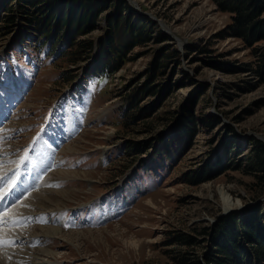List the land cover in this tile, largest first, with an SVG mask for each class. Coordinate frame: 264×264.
Returning <instances> with one entry per match:
<instances>
[{
	"label": "rangeland",
	"instance_id": "1",
	"mask_svg": "<svg viewBox=\"0 0 264 264\" xmlns=\"http://www.w3.org/2000/svg\"><path fill=\"white\" fill-rule=\"evenodd\" d=\"M87 1L92 4L95 0ZM120 1L105 3L94 28L76 38L92 44L104 40L117 46V42L127 40L128 29L136 26L138 16L148 20L140 30L146 40L132 46L121 65L107 77L98 83L91 80L87 87L80 85L73 93H61L69 84L67 78L73 77L69 79L73 82L81 72L78 68L91 66L95 55L92 52L86 59L84 54L71 64L63 54L50 65H41L37 77L15 100H11L8 86L0 87V103L15 111L5 124L3 134L7 137L0 142L1 159H13L50 110L63 111L68 125L57 158L46 168L48 184L32 193L43 198L51 192L38 205L47 204L51 210L83 205L105 191L103 195L109 197L105 200L107 210L112 206L111 218L104 223L86 215L94 226L76 224L62 231L28 225L29 234L52 235L59 240L42 243L37 239L39 243L34 245L29 242L30 247L47 248L25 251L19 255L24 261L47 256L50 258L41 262L178 264L179 251H189L205 264V255L212 251L211 234L218 223L216 235L221 241L233 217L236 224L243 222L249 217L246 213L260 203L258 213L264 225V191L245 170L246 161L241 158L247 155L253 138L264 143V72L253 71L258 65L264 68V38L247 43L231 35L230 13L218 8L215 0H123L126 6L117 19ZM52 2L43 10L59 12L61 2ZM15 3L9 2L11 12L20 20L14 30L0 35V72L18 66L19 72L29 70L31 74L23 61L8 58L13 49L9 43L28 25L23 23ZM66 3L67 10L75 8L76 2ZM260 18L264 19V9ZM110 19L118 21L115 27L109 26ZM0 26H4L2 18ZM70 49L71 45L66 52ZM169 50H175L177 56H167ZM2 52L8 57H2ZM160 61L162 66L154 71ZM151 88L153 92H147ZM132 98L137 102L132 103ZM182 111L190 113V120ZM51 119L45 123L48 127L54 124ZM187 125L193 127L188 144L172 160L162 159L170 128L175 126L182 134ZM157 142L161 144L156 146ZM135 146L139 147L138 155ZM168 147L174 149L170 143ZM217 158L225 164L230 159L234 165L240 162L237 169L216 174L209 171L198 179L200 171ZM224 197H229L228 202L234 206L230 211L224 210ZM124 202L127 206H122ZM27 203L35 205L37 199L29 198ZM92 209L91 204L83 211L92 216ZM178 235L189 236L191 244H178ZM22 244L18 240L12 246ZM5 261L15 264L7 258Z\"/></svg>",
	"mask_w": 264,
	"mask_h": 264
},
{
	"label": "trees",
	"instance_id": "2",
	"mask_svg": "<svg viewBox=\"0 0 264 264\" xmlns=\"http://www.w3.org/2000/svg\"><path fill=\"white\" fill-rule=\"evenodd\" d=\"M8 1L10 2L11 0H0V18H2L4 22V26H0L1 36L14 30L15 24L20 20L17 15H13L11 12L12 8ZM14 1L16 2L14 5L20 12L19 15L25 20L22 22L28 25H22L23 28H21L19 33L13 38L11 42L12 48H14L13 50H18L20 54H22L24 49L29 48H36L38 51H46L47 57H52L49 65L63 54L68 55V62L72 64L81 60L84 54H86L85 57L87 59V56L91 55L93 52L95 54L91 63L93 72L104 77L121 65L124 55H126L132 46L142 43V41H145L147 38L142 35L143 33L140 30L144 29V25L148 24V20L144 16H138L136 26H133L130 30L128 29L129 33L126 37L127 40L124 41L123 39L117 42V46L109 43V41L105 42L104 40L100 41L98 44L97 42L92 44L91 41L84 39L76 40L78 35L86 33L94 28L98 15L102 12L105 3L109 0H89L92 4L87 0H72V2H76V5H73L75 8L71 7L68 10L64 7V4L68 0H58L61 2L60 7L58 6L59 12L55 11V9L53 11L43 10L44 6L46 7V5H49L50 0ZM58 1L53 0L54 4ZM120 2L122 3L119 4L115 12L117 19L120 18L122 11L124 12V6H126L125 1L122 0ZM215 2L218 8L230 13L232 22L228 26V29L231 35L240 37L247 43L264 38V19L260 18L264 9V0H215ZM141 20H143V23L140 22ZM103 21V28L106 30V19L103 18ZM117 22H113V20L110 19L109 26L111 27L114 25L115 27ZM139 23L141 25H139ZM65 30L66 33H64ZM162 37L163 39L167 38L164 34ZM60 43L65 44L63 50ZM70 45L73 49L66 52V49ZM54 53L56 54L54 55ZM170 54L177 56L175 50H169V55L167 56H170ZM161 63L162 61L156 64L154 71L156 68L158 69L162 66ZM87 70L89 69L87 68ZM253 71L261 73L264 72V68L258 65ZM70 78L71 77L67 78V83L70 81ZM71 79H73V77ZM147 92L152 93V88ZM140 93L139 91L138 95ZM131 102L136 103L137 98H132ZM183 113L185 116V112ZM131 115L132 113L128 115V118H131ZM187 116L190 120L189 116L191 117V115L189 112H187L185 116L186 119ZM210 120L212 122L214 121L212 118H210ZM170 129V137L168 136L166 144L164 145L165 153L160 154L163 159H172L175 155H178L177 152L181 150L184 145L188 144L191 139L193 127L187 125V129H185L182 134H180V131H177L179 128L175 126H172ZM168 143L174 145V149L171 147L169 148ZM224 143L226 144V140H224ZM250 143L251 146L247 149V155L241 158L246 161L245 170L253 174L258 181V185H260L261 192H263L264 143L256 141L254 138ZM159 144L161 143L157 142L156 146ZM133 150H138L135 152L137 155L140 153L139 147L137 146L133 147ZM171 151H174V155L171 154ZM217 160L219 159L213 160L214 163L212 165H206L207 168L204 171H202L203 169L200 171L201 174L198 176V179L210 172L216 174L220 170L223 171L230 168L237 169L240 162L234 165L235 161L231 159L228 160L226 164L220 163V161ZM262 201H264V199ZM259 204L260 203L256 205L259 206ZM258 206H253L254 209L246 213L252 219L246 217L243 222L241 221L239 224H236L237 218L233 217L230 220L229 228L227 227V229H224L226 234H222L225 236L224 239L222 238L223 241H220L219 235H216V233L218 234L219 229L217 227L219 223L216 227L214 226L213 233L211 234L212 251L210 250V252L205 255V264H264V225L262 226L260 224L262 214L258 213ZM175 239L178 244H191L192 242L191 238L186 235H178ZM190 253L189 251H179V256L177 258L178 264H200Z\"/></svg>",
	"mask_w": 264,
	"mask_h": 264
},
{
	"label": "bare ground",
	"instance_id": "3",
	"mask_svg": "<svg viewBox=\"0 0 264 264\" xmlns=\"http://www.w3.org/2000/svg\"><path fill=\"white\" fill-rule=\"evenodd\" d=\"M132 4H134L132 2ZM1 173V172H0ZM48 176L45 179V182L43 183V185H41L39 188H37L36 190H32L27 196L31 199H37V203L35 205H28L27 201L28 199L27 196L22 200L21 204L17 206V208L13 209V213L14 214H25L28 216H34V215H38V214H48L50 212H54L56 210L61 209L60 208H54V209H50V206L46 204V207H41L38 204H43V200L45 197H47L51 192H46L45 196L43 198H39L38 195H32V193L39 191V190H44V186L45 184H48ZM230 200L229 197H224L223 198V202H224V210H228L230 211V209L234 208V206H232L228 201ZM48 201V200H47ZM52 201V200H51ZM26 205V206H24ZM231 205V206H230ZM24 209H27L28 212H22ZM35 226H46V227H58V226H52V225H41V224H35ZM27 227H20V228H13V229H9V230H2L0 231V236H11L14 237L15 239L19 240L21 243H23L21 246H7V247H0V264H11L8 263L7 261H5V259L7 258L10 261H13L15 264H41L43 262L44 259H48L50 257L47 256H40V258H36V259H29L27 261H24L19 255L23 254L25 251H29L32 250L34 251L35 249H44L47 247H42V245L40 246H35V247H30L28 245L29 242H31L34 239H39L40 242H46V243H50V242H55L56 240H59L58 238L52 236V235H38L36 232L29 234L27 232ZM60 228V227H58ZM62 231H64L65 229L60 228ZM55 234H59L60 232L58 230H53L52 231ZM49 249V248H48ZM23 250V252H22ZM18 258H17V257ZM44 264V263H43Z\"/></svg>",
	"mask_w": 264,
	"mask_h": 264
},
{
	"label": "snow or ice",
	"instance_id": "4",
	"mask_svg": "<svg viewBox=\"0 0 264 264\" xmlns=\"http://www.w3.org/2000/svg\"><path fill=\"white\" fill-rule=\"evenodd\" d=\"M6 175V174H5ZM0 180H3V177H0ZM16 188V184L13 183L12 184V188H10L8 191L9 193H11L14 189ZM8 193H5V196H7ZM4 199V197H0V201H2ZM26 206V205H24ZM19 224V220L17 219H13L10 215V210L8 208H5L4 211H0V231H2L3 227L5 226H9V225H12V226H16ZM14 241H11V240H3V239H0V244H3V243H13Z\"/></svg>",
	"mask_w": 264,
	"mask_h": 264
},
{
	"label": "water",
	"instance_id": "5",
	"mask_svg": "<svg viewBox=\"0 0 264 264\" xmlns=\"http://www.w3.org/2000/svg\"><path fill=\"white\" fill-rule=\"evenodd\" d=\"M130 3H132V2H130ZM168 36L171 37L172 39H174V36L170 35L169 33H168Z\"/></svg>",
	"mask_w": 264,
	"mask_h": 264
}]
</instances>
